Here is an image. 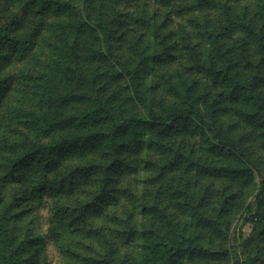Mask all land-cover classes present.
I'll list each match as a JSON object with an SVG mask.
<instances>
[{"label":"trees","instance_id":"trees-1","mask_svg":"<svg viewBox=\"0 0 264 264\" xmlns=\"http://www.w3.org/2000/svg\"><path fill=\"white\" fill-rule=\"evenodd\" d=\"M261 258L264 0H0V264Z\"/></svg>","mask_w":264,"mask_h":264},{"label":"rangeland","instance_id":"rangeland-1","mask_svg":"<svg viewBox=\"0 0 264 264\" xmlns=\"http://www.w3.org/2000/svg\"><path fill=\"white\" fill-rule=\"evenodd\" d=\"M207 180H208V179H207ZM207 180H206V178H202V179L200 180V184H205V183H207V182H208ZM219 181H220V180H218V179H217V180H216V179L213 180L214 184H216V185H219V184H218ZM243 189L246 190L247 188H243ZM246 191H247V192H245V194L247 195V197H248V199H249V198H250V191H248V190H246ZM244 231H245L246 234H248V233H250L251 229L248 227V228H246ZM238 233H240V232H238ZM258 264H264V258H261Z\"/></svg>","mask_w":264,"mask_h":264}]
</instances>
